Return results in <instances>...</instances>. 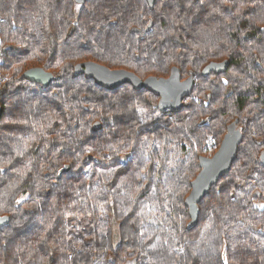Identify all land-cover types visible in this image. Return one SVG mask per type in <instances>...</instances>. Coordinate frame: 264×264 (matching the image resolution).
<instances>
[{
	"label": "trees",
	"instance_id": "16d2710c",
	"mask_svg": "<svg viewBox=\"0 0 264 264\" xmlns=\"http://www.w3.org/2000/svg\"><path fill=\"white\" fill-rule=\"evenodd\" d=\"M88 61L176 66L193 91L165 112L145 87L74 75ZM0 103V264H264V0H0ZM232 128L237 157L187 229L199 159Z\"/></svg>",
	"mask_w": 264,
	"mask_h": 264
},
{
	"label": "water",
	"instance_id": "95a60500",
	"mask_svg": "<svg viewBox=\"0 0 264 264\" xmlns=\"http://www.w3.org/2000/svg\"><path fill=\"white\" fill-rule=\"evenodd\" d=\"M86 1L87 0H76L79 4L85 3ZM147 1L150 8L153 9L156 0ZM153 25L154 22L150 20L146 31H151ZM228 66V60L211 62L204 67L202 73L225 72ZM80 74H84L88 79L93 78L97 84L107 89H115L126 83L131 84L137 90L145 87L160 96L157 106L165 112L180 111L184 105L185 97L191 94L194 87V77L191 75L182 79L180 70L176 66L172 67L168 77L151 75L142 79L133 71L127 69H111L101 63L88 61L82 66L77 67L74 75ZM22 78L38 82L42 87H47L54 80L55 76L52 72L46 71L43 67H31L22 74ZM2 111V105L0 103V117ZM101 127L102 125L99 121L93 124L94 130H98ZM241 141L242 133L240 131L237 130L233 133L228 132L213 156L200 157L199 164L201 170L192 181V189L185 201L191 217L187 229H193L197 225L200 213V201L210 193L212 186L230 171L237 157L238 147ZM89 157L91 158L92 156ZM69 170L70 165H66L60 169L58 178H61L63 172ZM256 195L255 193L254 196ZM10 221L11 217L9 215L0 216V227L9 225Z\"/></svg>",
	"mask_w": 264,
	"mask_h": 264
},
{
	"label": "flooded vegetation",
	"instance_id": "af4514ba",
	"mask_svg": "<svg viewBox=\"0 0 264 264\" xmlns=\"http://www.w3.org/2000/svg\"><path fill=\"white\" fill-rule=\"evenodd\" d=\"M147 3H148V1H147ZM148 4H149V3H148ZM211 62H217V61H211ZM211 62H210V63H211ZM206 66H207V65H206ZM202 71H203V70H202ZM211 73H215V72H210L209 74H211ZM209 74H204V75H209ZM188 77H189V76H188ZM186 78H187V77H186ZM182 79H185V78H182ZM192 91H193V90H192ZM191 94H192V92H191ZM191 94H190V95H191ZM190 95H188V96L185 97V99H184V104H185V102H186V100H187V97H189ZM237 130L240 131V132L242 133V131L240 130V128H232L231 131H230V133H233V132H235V131H237ZM238 148H239V147H238ZM262 156H264V151H263L262 154H261V157H262Z\"/></svg>",
	"mask_w": 264,
	"mask_h": 264
},
{
	"label": "snow or ice",
	"instance_id": "6c2138e0",
	"mask_svg": "<svg viewBox=\"0 0 264 264\" xmlns=\"http://www.w3.org/2000/svg\"><path fill=\"white\" fill-rule=\"evenodd\" d=\"M225 83H226V81H225ZM260 207H264V205H261Z\"/></svg>",
	"mask_w": 264,
	"mask_h": 264
}]
</instances>
